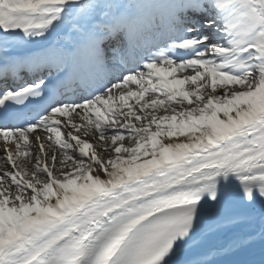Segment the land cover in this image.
<instances>
[{
	"label": "snow or ice",
	"instance_id": "obj_1",
	"mask_svg": "<svg viewBox=\"0 0 264 264\" xmlns=\"http://www.w3.org/2000/svg\"><path fill=\"white\" fill-rule=\"evenodd\" d=\"M0 264H264V0H0Z\"/></svg>",
	"mask_w": 264,
	"mask_h": 264
}]
</instances>
